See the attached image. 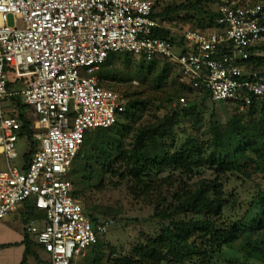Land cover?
<instances>
[{
	"label": "built area",
	"instance_id": "built-area-1",
	"mask_svg": "<svg viewBox=\"0 0 264 264\" xmlns=\"http://www.w3.org/2000/svg\"><path fill=\"white\" fill-rule=\"evenodd\" d=\"M154 1L0 0V221L31 198L44 215L26 232L48 264H77L106 232L73 197L68 175L86 132L111 127L124 111V97L97 76L109 53L165 58L182 83L214 102L238 100L239 110L264 98V74L239 65L263 55L264 5L219 0L216 28H184L172 41L154 36ZM17 96L32 107L33 152L19 163L15 144L28 135L11 105Z\"/></svg>",
	"mask_w": 264,
	"mask_h": 264
},
{
	"label": "trees",
	"instance_id": "trees-1",
	"mask_svg": "<svg viewBox=\"0 0 264 264\" xmlns=\"http://www.w3.org/2000/svg\"><path fill=\"white\" fill-rule=\"evenodd\" d=\"M235 1L239 5H264V0ZM159 3V0L153 3L152 18L160 25L154 36L174 41L184 28L207 32L218 26L219 0H172L158 10ZM178 21L182 24L176 35L172 27ZM259 49L263 55H251L239 65L264 74L261 68L264 67V45ZM118 58L126 69L129 67L127 71L118 72L113 67ZM172 69L174 64L161 57L146 60L128 52L108 54L97 71L103 87L116 92L108 83L125 81L131 85L133 78L142 80L151 73L155 87L159 88L167 83L172 73L178 87L175 97L168 99V103L178 102L180 97H184L186 103H176L177 107L165 112L162 118L138 129L127 143L124 137L132 132L129 124L140 118L146 101L126 93L124 111L118 114L111 127L86 132L68 175L73 184L72 195L78 199L85 187L91 186V178L98 180L102 175L126 181L130 192L138 197L156 191L161 182L169 183L175 173L180 178H193L208 170L212 177H200L193 188L182 187L176 191L174 205L168 206L169 211L165 208L154 213L156 218L164 221L162 228L127 254L116 256L110 252L105 257L101 243L103 234L87 251L83 264H211L215 257L225 252L240 254L243 260L238 264H249L250 260L264 264V98L252 99L251 104L241 110L240 101H232L236 115L232 116L229 128L221 134L214 131L210 140L189 136L180 141L174 130L180 119L191 118L197 124L201 116L198 104L207 99L215 102L208 92L194 90L182 83L178 67L175 72ZM11 105L18 110L17 116L31 143L24 154L23 160H26L33 152L28 120L31 112L24 115L21 107L25 105L13 102ZM243 118L248 121L240 123ZM74 163L77 164L75 167ZM164 172L166 176L163 177ZM82 207L96 222V218ZM27 235L25 228L20 243L24 246L20 264H25L27 256L38 258ZM7 246L10 244L0 245L2 248Z\"/></svg>",
	"mask_w": 264,
	"mask_h": 264
},
{
	"label": "rangeland",
	"instance_id": "rangeland-1",
	"mask_svg": "<svg viewBox=\"0 0 264 264\" xmlns=\"http://www.w3.org/2000/svg\"><path fill=\"white\" fill-rule=\"evenodd\" d=\"M159 1L160 3L157 4L158 10L164 7L166 2H170L172 0ZM176 23L177 24H174L172 29L177 33L176 35H179V25L182 23L179 21ZM7 25L13 26L11 16H8L7 18ZM113 67L117 69L116 71H123V69L127 71L129 68L128 67L126 69L127 66H123V63L119 58L113 62ZM130 67L131 71H133V65ZM261 68L264 70V67ZM174 69H172L174 72L177 71V66L174 65ZM133 79L134 81L131 82V85H129V82L125 81L108 83L123 97L126 93L135 94L133 98L137 97L146 101V106L142 109L140 118H138L135 122H130L129 124L132 132L124 137L127 143L130 142L134 133H136L138 129H141L144 125L150 124L151 122L162 118L165 112L172 110L173 107H177L175 104L177 102L175 100L172 103H168V99L175 97V89L178 87L176 81L173 79L172 73L167 83L161 84V87L159 88L155 87V78L152 77L151 73H149L148 76L142 80L137 78ZM181 93L182 91L179 90V94ZM18 98V96L15 97V99H13V103H18ZM7 100L5 101L6 103L11 102V99ZM198 105V111L201 115L199 118L200 121L197 124H194L191 118H181L179 124L174 128L175 132L178 134H176V139L182 141L186 137L194 136L203 139L204 141L210 140L214 131L221 134L225 129H228L232 116L236 115L234 106L231 103H213L207 99L203 101L202 104L199 103ZM30 108L32 107L23 106L21 107V112L24 115H28ZM244 121L247 122L248 119L243 118L240 120V123ZM30 147V141L23 137L18 139L15 144L16 152L19 155V158L16 160L17 163L20 161L22 162L24 154L27 153ZM83 149L86 148L84 147ZM91 164L94 166V163L91 162ZM76 165L77 164L74 163L73 166L75 167ZM3 168L4 164L0 160V169ZM162 176H166V172H164ZM172 176L173 177L169 183L161 182V186L158 187L156 191L152 192L148 196L140 197L130 192L129 183L126 181H119L117 178H112L109 175H102L98 180H95L94 177L91 178V186H89V188L85 187L83 195H81L78 200L87 209V211L96 218L97 223H105L107 225L106 232L101 239V243L103 244L102 250L105 257L108 256L110 252H114L116 256L125 255L134 246L143 242L148 236L156 234L157 231L162 228L164 221L156 218L154 213L156 211H160L161 209L164 210L165 208L169 211L170 208H168V206L170 207L174 205V193L176 191L179 192L182 187L193 188L198 178L212 177L208 170L201 172L197 175V177L193 178H187L185 176L180 178V176L176 173ZM254 179L261 181L257 178ZM82 186L83 184L80 185V189H82ZM96 186L101 188L96 189ZM251 186L252 184L249 185V187ZM17 208L18 211L23 213L25 216L23 222H25L26 225L31 220L35 221L36 218L43 217L44 215L43 211L36 210L34 208L31 198L26 202V204H18ZM157 208H159V210ZM11 213L0 221V224H5L7 225L6 227H9L10 230H12L8 238L4 240L1 232H5L7 229L4 227L5 225H0V242L12 241L22 233V226L20 224L18 225V228L12 224L11 221H14V219L18 220V217L17 215L15 216V213ZM27 236L32 242L31 248L36 252L38 258L35 259L31 256H27L24 263L48 264L47 255L37 249V247L34 246L33 239L29 237V235ZM23 255V247H0V264H20L23 261ZM242 260L243 258L240 254L225 252L215 257L211 264H238V262H241ZM76 261L77 264H83V257H78ZM248 263L262 264L256 260H250Z\"/></svg>",
	"mask_w": 264,
	"mask_h": 264
},
{
	"label": "crops",
	"instance_id": "crops-1",
	"mask_svg": "<svg viewBox=\"0 0 264 264\" xmlns=\"http://www.w3.org/2000/svg\"><path fill=\"white\" fill-rule=\"evenodd\" d=\"M0 160L3 162V164H4V168H5V162H4V159H3V155L1 154V151H0ZM3 168V169H4ZM13 213H15V216L17 215V217H18V220L17 219H14V221L12 220L11 222H12V224L13 225H15L17 228H18V225L20 224L21 226H22V233H21V235L20 236H17V238H15L14 240H12V241H5V242H0V245H2V244H10V246H7V247H5V248H10V247H12V246H15V247H23V250H24V246L22 245V244H20L21 243V241L23 240V233H24V229L26 228V224H25V222H23L24 221V215H23V213H21V212H19L18 211V208H16V210L15 211H13L11 214H13ZM0 225H2V224H0ZM5 225V224H4ZM4 225H2V226H4ZM26 225V226H25ZM7 225H5L4 227L7 229L5 232L3 231V232H1L2 234V236L4 237V240H6L7 238H8V236H9V234L11 233V231L12 230H10V228L9 227H6ZM9 230V231H8ZM1 235H0V237H1ZM4 248V247H3Z\"/></svg>",
	"mask_w": 264,
	"mask_h": 264
}]
</instances>
